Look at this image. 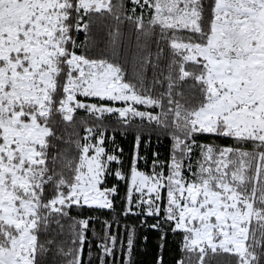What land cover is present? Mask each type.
<instances>
[{
  "label": "snow or ice",
  "instance_id": "obj_1",
  "mask_svg": "<svg viewBox=\"0 0 264 264\" xmlns=\"http://www.w3.org/2000/svg\"><path fill=\"white\" fill-rule=\"evenodd\" d=\"M0 264H264V0H0Z\"/></svg>",
  "mask_w": 264,
  "mask_h": 264
},
{
  "label": "trees",
  "instance_id": "obj_2",
  "mask_svg": "<svg viewBox=\"0 0 264 264\" xmlns=\"http://www.w3.org/2000/svg\"><path fill=\"white\" fill-rule=\"evenodd\" d=\"M125 150L127 151V145H125ZM159 150L162 153V158H163V154L165 152V146L162 145ZM142 166H143V163H142ZM97 227H99V225H97ZM173 249H174V244L170 241L169 244L165 248V257L166 258L171 254V251ZM150 250L151 249H149V252H150ZM136 259L138 261H144V260L150 259V255L149 254H145L142 249L138 248L137 249Z\"/></svg>",
  "mask_w": 264,
  "mask_h": 264
}]
</instances>
